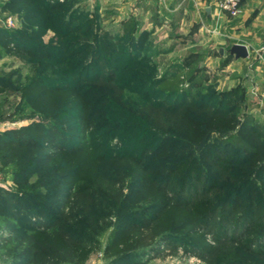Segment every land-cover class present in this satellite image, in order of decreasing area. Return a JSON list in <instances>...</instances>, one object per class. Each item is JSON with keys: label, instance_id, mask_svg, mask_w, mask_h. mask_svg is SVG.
<instances>
[{"label": "rangeland", "instance_id": "rangeland-1", "mask_svg": "<svg viewBox=\"0 0 264 264\" xmlns=\"http://www.w3.org/2000/svg\"><path fill=\"white\" fill-rule=\"evenodd\" d=\"M58 1L62 5L54 9ZM120 1L0 0V191L7 192L0 201V226L9 219L18 226L15 232L5 230L3 237L19 239L36 231L30 225L36 218L30 224L22 222L25 218L14 213L21 206L10 203L11 198L24 206L30 203L34 215L41 217L44 211L51 222L62 213L66 191L102 176L130 173L114 157L132 155L144 159L159 182L173 169L174 179L191 192L190 198L201 194L162 208L163 194L128 178L122 202L102 196L89 213L78 212L68 224L73 235L88 244L89 255L82 264H202L197 254L182 247L177 254L165 250L150 258L148 249L130 248L123 231L159 216L175 242L196 248L214 244L213 236L199 231L194 222L215 203L240 197V211L247 219L254 207H264V162L250 134L255 124L264 130V76L258 69L264 58L260 53L237 60L227 42L213 38L212 28L201 30L200 22L189 28L178 17L162 24L156 14L149 24L145 14L136 12L133 17L132 4L125 9L127 17L117 20ZM69 20H74L72 26ZM5 43L32 53L12 55ZM218 46L225 48L224 55ZM101 66L114 70L124 88L120 100L92 82H77L78 73L93 74ZM184 99L224 116L190 111L187 129L176 132L158 129L141 114L148 103L175 106ZM82 116L90 127L85 134ZM35 123L48 133L53 126L60 138L62 129L70 132L68 145L78 143L75 151L49 161L45 156L53 148L39 149L42 158L23 169L34 149L12 145L10 131L24 128L43 142L28 127ZM214 156L216 169L209 161ZM221 167L231 171L226 181L217 171ZM195 179L197 188L190 183ZM207 191L213 204L202 195ZM256 227L255 223L249 231ZM243 243L231 255L264 264L258 252L264 248V237L252 250ZM12 261L0 250V264Z\"/></svg>", "mask_w": 264, "mask_h": 264}, {"label": "trees", "instance_id": "trees-1", "mask_svg": "<svg viewBox=\"0 0 264 264\" xmlns=\"http://www.w3.org/2000/svg\"><path fill=\"white\" fill-rule=\"evenodd\" d=\"M61 5L62 1H58L53 3V8H59ZM72 21H68L70 26H72ZM80 29L81 27H77L75 31H80ZM5 45L9 48V53L12 55L23 54L28 57L32 53L25 48L11 46L6 43ZM70 75L72 76L73 74ZM77 82H92L99 88L113 92V95L119 100L124 93V88L116 81L114 70H107L103 66L95 70L93 74L91 71H86L84 74L78 73ZM1 85L2 83H0V87H2ZM53 89H60V87L58 86ZM55 110L52 112L53 116H56L58 113L54 112ZM190 111H206L213 116H224L222 112L214 110L208 105H196L190 99H184L180 104L175 106L151 102L141 108V114L149 123L162 131L176 132H185L188 126ZM228 117H231L230 114ZM80 120L83 126L82 134L89 132L90 127L84 122L85 117H80ZM28 127L37 131L42 136L43 142H41L42 139L31 135L24 128L11 130L12 138L11 140L9 139L12 145L21 149L28 145L34 149L32 156L22 165L23 169L27 165L36 164L42 158V155L38 152L39 149L53 148V151L46 153L45 156L46 160L51 161L65 151L71 155L78 146V143L72 144V147L68 145L70 132L63 129V133H61L63 138H60L58 136V132L60 131L53 126H51V132L49 133L48 131H43L40 123H35ZM254 127V130H250V134L256 146L257 157L264 162V130L259 124H255ZM114 160L119 166L128 168L130 173L118 176H102L95 183H84L72 187V189L65 192L62 213L51 222L46 219L44 211L41 217L34 215L30 211L29 202V204L24 206L20 199L11 198L10 203H17L21 206L20 209L14 210V213H17L18 218H25L24 220L20 219L23 220L22 222L25 221L30 224L31 218H36V221L30 224L36 231L26 233L19 239H15L12 235L3 237L5 230L9 229L11 232L18 230V226L12 220H5L4 224L0 226V250L3 251L7 258H13L10 264L84 263L89 255L88 244L84 240L75 237L69 229L68 224L76 218L78 212L89 213L95 205L96 200L102 196L117 203L122 202L126 198L125 188L128 178L139 181L145 188L151 191L163 194L164 197L161 200L163 201L162 208L167 205H176V200L180 198L188 200L197 199L201 194L199 191L194 198H190L191 192H187L184 185L177 183L174 179L173 169H169L166 172V178L162 182H159L156 180L153 171L144 165V159L141 157L135 159L132 155H117L114 157ZM209 161L214 169L218 167L219 162L216 156L211 157ZM217 171H219L220 179L224 181L231 175L230 169L221 167ZM261 182L264 184V178ZM190 183H192L191 186H196V188L199 185V181L196 179ZM5 195H7V192L1 190L0 201ZM202 195L207 198L209 204H213L208 191L202 193ZM184 203L188 204L189 202L185 201ZM184 203H181V205H184ZM240 207L241 198L236 197L232 203L229 199L220 204L215 203L201 218H196L194 223L197 229L213 236L214 244H204L194 248L187 243L175 242L170 237L166 225L159 216L149 217L141 222L131 224L123 231V236L130 248L148 249L150 258L163 255L165 250H169L172 254H177L180 247H182L187 253L192 252L193 254H197L202 259V264H253L239 255L234 257L231 254L239 242H244L243 244L247 250H252L253 245L256 244L255 242L259 241L262 236L264 237V207L260 205L254 207L249 219L243 217ZM43 210L45 209L43 208ZM255 223L257 224L256 229L249 231ZM242 225H244L243 228H241ZM250 235L252 237L249 240L245 239V241H242L240 239L244 236L247 238ZM258 252L260 253V257L264 259V248H260V251L258 249Z\"/></svg>", "mask_w": 264, "mask_h": 264}, {"label": "crops", "instance_id": "crops-1", "mask_svg": "<svg viewBox=\"0 0 264 264\" xmlns=\"http://www.w3.org/2000/svg\"><path fill=\"white\" fill-rule=\"evenodd\" d=\"M120 2L119 14L115 18L117 20L127 17L126 11L132 4L134 9L130 13H133V17L136 12L145 14L149 24L155 14L162 24L177 17L189 28L193 23L200 22V29L212 28L213 38L219 42H227L230 47L236 43L247 45L249 49L247 58L253 59L260 53L264 58V0H242L241 12L236 17L221 11L219 0H121ZM258 69L264 76L262 62L258 64Z\"/></svg>", "mask_w": 264, "mask_h": 264}, {"label": "built area", "instance_id": "built-area-1", "mask_svg": "<svg viewBox=\"0 0 264 264\" xmlns=\"http://www.w3.org/2000/svg\"><path fill=\"white\" fill-rule=\"evenodd\" d=\"M241 4L242 0H219L220 10L225 11L231 17H236L240 14Z\"/></svg>", "mask_w": 264, "mask_h": 264}, {"label": "water", "instance_id": "water-1", "mask_svg": "<svg viewBox=\"0 0 264 264\" xmlns=\"http://www.w3.org/2000/svg\"><path fill=\"white\" fill-rule=\"evenodd\" d=\"M218 50L221 55H224L225 48L219 47ZM229 53L237 59L247 58L249 56V49L245 44L236 43L230 47Z\"/></svg>", "mask_w": 264, "mask_h": 264}]
</instances>
